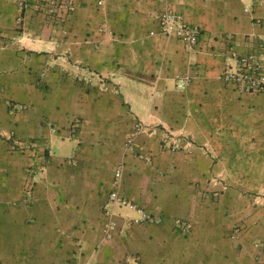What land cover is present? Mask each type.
Here are the masks:
<instances>
[{
	"label": "crops",
	"instance_id": "crops-1",
	"mask_svg": "<svg viewBox=\"0 0 264 264\" xmlns=\"http://www.w3.org/2000/svg\"><path fill=\"white\" fill-rule=\"evenodd\" d=\"M74 2L23 29L0 0V264H264V95L221 77L230 50L264 53V0ZM164 11L198 44L160 34ZM120 163L121 195L158 221L124 208L106 238Z\"/></svg>",
	"mask_w": 264,
	"mask_h": 264
},
{
	"label": "built area",
	"instance_id": "built-area-1",
	"mask_svg": "<svg viewBox=\"0 0 264 264\" xmlns=\"http://www.w3.org/2000/svg\"><path fill=\"white\" fill-rule=\"evenodd\" d=\"M17 4L22 15L17 21L20 25L22 24L24 15L29 11H35L37 14L45 13L49 18H55L58 21H61L67 14L74 12L76 9L74 0H17ZM245 11L249 12L248 9H245ZM158 26L160 34L169 38H176L190 47L198 44L202 33L199 26L188 24L183 20L181 15L169 11H164L160 15L158 18ZM263 48L264 45H261V51ZM228 58L229 60L221 75L222 79L228 85L232 86L237 94L264 95V53L252 52L243 55L235 49H232L229 52ZM189 81V76H182L178 79V87L180 89H185L188 86ZM100 83L103 85L105 82L102 80ZM143 132L144 127L138 125L136 127L135 135ZM135 135L127 141V150L132 148ZM164 144H169L167 138L164 140ZM169 145L173 150L178 148L188 150L191 148L190 143L187 141L179 146L178 141L174 140ZM26 148H28V146L24 142L19 144V149L21 151ZM123 168L124 164L120 163L116 170L117 179L114 182V189L109 193L102 209L103 215L106 219L104 225V234L106 238H110L116 231L118 227L116 218L119 211L124 208L134 209L140 214L137 218H132V222L134 223L141 224L158 221V219L152 217L139 208L138 205L121 195L120 185ZM31 188V186L27 187V194L31 193ZM177 225L178 229L184 234H188L192 228L191 224L187 222L179 221Z\"/></svg>",
	"mask_w": 264,
	"mask_h": 264
},
{
	"label": "rangeland",
	"instance_id": "rangeland-1",
	"mask_svg": "<svg viewBox=\"0 0 264 264\" xmlns=\"http://www.w3.org/2000/svg\"><path fill=\"white\" fill-rule=\"evenodd\" d=\"M36 13V12H35ZM41 15H43L44 16V18H45V22H48V20H50V19H48V16L45 14V13H42ZM37 16H39V14H37L36 13V17ZM56 20V21H58L57 19H55V18H51V20ZM18 26L20 27V28H23L24 26H23V21H22V24L20 25V24H18ZM24 29V28H23ZM22 29V30H23ZM24 31V30H23ZM97 82L99 83V81L97 80ZM89 85H91V83H89ZM178 141V144H179V146H181V143H180V141L179 140H177ZM8 142H9V145L11 146V149H12V151L14 152H21V150L19 149V144H21L23 141H20V140H17V139H15L13 136H11L10 138H9V140H8ZM188 142V141H187ZM33 143V142H32ZM32 143H30L31 145H29V146H32L33 144ZM188 143H190V142H188ZM25 144H27V143H25ZM190 146H192V144H190ZM33 148H35V147H33ZM38 149V148H37ZM179 150H182L181 148H178ZM178 149H176V150H178ZM43 153H44V155L45 156H43ZM49 155L50 156H52L51 154H50V151H49ZM48 155V151H43L42 152V154H41V156H43V158L45 159V160H47V156H49ZM215 180H220V178L219 177H213V182H215ZM37 181V179H35L34 177L32 178V180H31V183L34 185V184H36L35 182ZM34 182V183H33ZM29 185V184H28ZM30 186H31V184H30ZM31 187H33V186H31ZM32 189V188H31ZM25 194H26V198H25V200H26V202L27 201H29L30 199H31V197H32V192L30 193V194H27L26 193V190H25ZM252 195H254V196H256V197H260L259 196V194H252Z\"/></svg>",
	"mask_w": 264,
	"mask_h": 264
}]
</instances>
